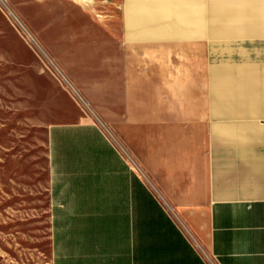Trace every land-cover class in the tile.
I'll return each instance as SVG.
<instances>
[{"label":"crops","instance_id":"1","mask_svg":"<svg viewBox=\"0 0 264 264\" xmlns=\"http://www.w3.org/2000/svg\"><path fill=\"white\" fill-rule=\"evenodd\" d=\"M92 1L52 25L78 99L45 126L50 264H264V0H181L178 35L134 26L136 0L120 21ZM8 180L5 201L29 204Z\"/></svg>","mask_w":264,"mask_h":264},{"label":"rangeland","instance_id":"2","mask_svg":"<svg viewBox=\"0 0 264 264\" xmlns=\"http://www.w3.org/2000/svg\"><path fill=\"white\" fill-rule=\"evenodd\" d=\"M142 1L153 4V0ZM92 2L97 3L96 10L90 13L92 19H123L124 13L117 11L120 0H107V10L100 9L99 0ZM162 13H156V22L165 20L179 30V20L170 13ZM84 18H88L87 13L68 11L65 0H53L50 4L0 0V264H50L45 203L44 199L36 203L34 195L39 191L38 196L43 197L46 180L45 126L58 118L57 109L61 113L67 111L76 97L69 87L67 71L61 66L71 62L73 53L53 32L52 25L56 20ZM175 45L172 44L173 50L177 49ZM78 47L72 51H79ZM174 62L178 64V60ZM77 102L79 110L91 113ZM38 104L43 107H35ZM102 126L114 136L108 125ZM10 177L26 180L32 196L28 198L32 200L29 204L5 201L4 184L9 185Z\"/></svg>","mask_w":264,"mask_h":264},{"label":"bare ground","instance_id":"3","mask_svg":"<svg viewBox=\"0 0 264 264\" xmlns=\"http://www.w3.org/2000/svg\"><path fill=\"white\" fill-rule=\"evenodd\" d=\"M5 1H7V0H5ZM134 2L136 3V7H138L137 11H135V10L134 11H132V10L131 11H127L128 20L133 21L134 22V26H135V23L139 24L140 26H143V27L149 26V25H151V23L154 24L157 21V19H158L157 15H156V13H158V11H161L163 13H170L173 16H175V18H177L178 20H180L182 18L181 17V0H153V4L149 3V1L146 2V1H142V0H136ZM184 2L185 1L183 0L182 3H183V6L185 7V3ZM138 11L139 12L140 11L153 12V14L144 16L141 13L138 14ZM184 18H185V11H184ZM155 25H157V24H155ZM173 28H175V27L173 26L171 28L172 32L175 33L176 35H178L179 34L178 30L177 29H173ZM165 29L166 28H162L160 30H157L156 32L159 31L158 33L160 35H164L163 33H165ZM148 30H150V29H148ZM140 32L142 33V31H140ZM175 47L178 49V43L175 45ZM156 48L157 49L158 48L163 49V46L162 45L152 46V44H150V43L149 44H140V46H139V50L141 52H144V51L145 52L158 51ZM176 53H178V52H176ZM172 64L175 65L176 63L174 61H172Z\"/></svg>","mask_w":264,"mask_h":264}]
</instances>
